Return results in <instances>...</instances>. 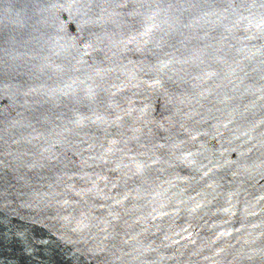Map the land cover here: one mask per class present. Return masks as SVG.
<instances>
[{
    "label": "water",
    "instance_id": "obj_1",
    "mask_svg": "<svg viewBox=\"0 0 264 264\" xmlns=\"http://www.w3.org/2000/svg\"><path fill=\"white\" fill-rule=\"evenodd\" d=\"M0 264H264V0H0Z\"/></svg>",
    "mask_w": 264,
    "mask_h": 264
}]
</instances>
